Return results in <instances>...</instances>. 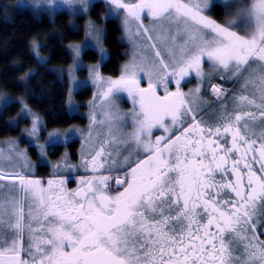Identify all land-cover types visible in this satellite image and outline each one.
<instances>
[{
	"label": "snow or ice",
	"instance_id": "snow-or-ice-1",
	"mask_svg": "<svg viewBox=\"0 0 264 264\" xmlns=\"http://www.w3.org/2000/svg\"><path fill=\"white\" fill-rule=\"evenodd\" d=\"M104 3L105 19L123 14L131 55L119 76L103 75L106 29L91 21L86 43L69 46L72 111L73 91L87 83L72 76L82 50L94 42L101 55L88 69L96 91L86 134L69 127L35 146L44 159L79 132L78 163L64 152L45 180L17 141L0 148V264H264V0ZM29 48L45 67L40 45ZM38 73L19 78L30 94ZM193 74L197 84L184 91ZM124 96L128 112L117 102ZM14 102L5 97L2 107ZM20 103V118L31 116L25 131L39 141L40 117ZM74 172L83 174L70 188Z\"/></svg>",
	"mask_w": 264,
	"mask_h": 264
},
{
	"label": "trees",
	"instance_id": "trees-1",
	"mask_svg": "<svg viewBox=\"0 0 264 264\" xmlns=\"http://www.w3.org/2000/svg\"><path fill=\"white\" fill-rule=\"evenodd\" d=\"M4 9L5 7L0 4V97L4 93L27 95L30 106L44 116L46 126L50 129L67 128L82 121L81 116L69 111L67 104L69 82L58 70L72 63L73 57L68 45L85 38L87 21L90 19L97 24H103L105 3L96 2L88 15L77 16L78 29L71 25V16L66 12H59L51 18L46 14L38 16L24 9L10 17L8 11L5 15ZM55 31L58 33L53 34ZM33 40H45L41 47L42 53L48 55L45 67L38 64L29 48ZM104 43L109 58L102 65V72L118 75L128 50L118 21L107 20ZM84 59L86 62H97L100 55L94 49H87L84 52ZM36 68H39V73L29 81V88L33 94H30L29 90L26 93V88L19 78L30 69ZM77 95L81 104L85 105L93 95L92 88L84 87ZM20 110L17 101L6 108L0 107V138L20 133V127H13L7 123L13 121Z\"/></svg>",
	"mask_w": 264,
	"mask_h": 264
},
{
	"label": "rangeland",
	"instance_id": "rangeland-1",
	"mask_svg": "<svg viewBox=\"0 0 264 264\" xmlns=\"http://www.w3.org/2000/svg\"><path fill=\"white\" fill-rule=\"evenodd\" d=\"M89 2H90L91 5H93L96 2H104V0H89ZM0 4H2L7 9V11L9 12V16L10 17H12L13 14H15V13L21 11V10H24V9L30 10L35 15H38V16L46 14V15H48L51 18H54L55 15L57 13H59V12H66V13H68L71 16V25L74 28H76V29L79 28V24L77 23L76 17L79 16V15H88V13H89V11L85 12L82 8H80L79 5L75 6L77 9H79V11H75L74 12L73 9H71L67 4L64 3V0H56L55 5H53V6H49L46 3V0H43V2L41 3V5L39 7L36 6L35 0H0ZM217 11H220V10L218 9ZM122 15L123 14H121L120 18L109 17V18L105 19L104 18L106 16V12H105L104 15H103V24L102 25L101 24H97V23H95V22H93L92 20L89 19L87 21V24H86V31H87V25H88L89 21H91L93 23V25L96 28H99V29H106V22L109 19H114V20L118 21V23L120 25V28L122 30V38L126 42V44L128 45L127 57H126L125 61L123 62V64H124L129 59V56L131 55L132 48H131V45L128 42V40L125 37L124 32H123L122 23H121ZM145 23L147 24V23H149V21L146 19ZM55 33H58V31L53 32V34H55ZM105 34H106V32L103 34V47L106 49V46H105V43H104ZM35 42L40 45V48H39L40 56L45 57L48 60V55L42 53V51H41V47L45 44V40H35ZM85 43H86V33H85V38L82 41H79V42H76V43H70L68 45V49H69V51L72 54L71 48L69 47L70 45H82L83 46ZM87 49H94V50H96L99 53V50L95 46L94 42H93V47L86 48V49L82 50L81 59H82V63L84 65V67L75 69L72 72V76H74L77 81H86L87 83H86L85 86L80 87L78 90H75L72 93V97H71L72 104H73V106H79V107L76 110H74V111L69 109L70 113H72V114H81L83 116L88 117L87 118L88 119V123L85 126L84 125L70 126V127H75V128H78V129L85 130L84 134H86V130H87L88 125H89V113L91 111V109L89 107V103L93 99V95H92L91 98H89L86 101L85 105H87V107L85 108V107L81 106L82 102H80V100L78 99V95L77 94L84 87H91L92 91H93V94L95 93L96 89L91 84V82L89 80V71H88V69L92 65L99 63L100 59H101V55L99 53L100 59L97 62H86L85 59H84V52ZM72 57H73V54H72ZM71 68H74V57H73L72 63L68 67L61 68L60 70H58L59 74L62 77L66 76V78L68 79L69 88L72 87V83H71V81L69 79V69H71ZM205 70L206 71H210V68H209V66L207 64H205ZM101 72H102V69H101ZM102 74L105 75V76H112V77H117V76L120 75V73L118 75H108V74H105L103 72H102ZM193 77H194V74H193ZM190 78L191 77L187 78L186 81L183 82V83L187 82L188 86H190L189 88H193L197 84V80L194 77L195 80L190 82L189 81ZM214 80H216V83H222L219 79H214ZM224 85H227L230 88L232 87V84H230V83H224ZM171 87L173 89L175 88L174 83L171 85ZM26 93H28V89H26ZM5 97L14 98V100L17 101L20 104V109H21V106H22L20 101L26 102L28 104V106L32 109V111L39 115L40 120H41V129H42V131L40 132L39 141L35 140L34 138L29 137L28 133L25 130L31 128V116H28L27 118L21 119L20 118V113H19L17 115V117L13 121H19L16 126L20 127V129H21L20 133L18 135H13V136L0 138V148H4L5 150L7 149V144L4 143L5 141H8V140L17 141L18 144H19V148L20 149H27L28 150V155L31 158L32 163L34 165H38L35 168L36 174L39 177H42V178H44L46 180L47 178H49V176L53 172L52 165H54L58 161H60L59 158H61V157H58V156H60L62 154V152H65V148H62V149L57 148L56 149V147H55L54 151L53 150H49L48 151V155H47L46 158L41 159L40 154H39V149L35 145H36V143H41V144L46 143L49 132L64 131V130L68 129L69 127L68 128H55V129L48 128L46 126V122H45L44 116L41 113H39L38 111L34 110L30 106V104L28 102V99H27V97H28L27 95H10V94L4 93L0 97V107L1 108H2L3 101H4ZM68 100H69V96L67 98V104H68ZM117 102H118L119 107H120L122 112H128V111H130L132 109V103H131V101L129 99H127L126 96H124L123 98L118 99ZM68 108H69V104H68ZM20 112H21V110H20ZM76 137H79V138L82 139L81 133H79V132L76 133L74 138H76ZM80 148H81V146H80ZM51 151L53 152L52 154H50ZM78 156H79V159H80V150L78 151ZM70 162L73 163V164L78 163V160H75V158L73 157V154L70 155ZM82 174H83L82 172H78V173L74 172L73 173V182L72 183H74L75 178L78 175H82ZM70 186H72V185L69 183L68 187H70ZM262 239H264V237H262Z\"/></svg>",
	"mask_w": 264,
	"mask_h": 264
},
{
	"label": "flooded vegetation",
	"instance_id": "flooded-vegetation-1",
	"mask_svg": "<svg viewBox=\"0 0 264 264\" xmlns=\"http://www.w3.org/2000/svg\"><path fill=\"white\" fill-rule=\"evenodd\" d=\"M108 51V50H107ZM109 58V55L105 58V61L107 60ZM195 79H194V77L192 76L191 78H190V82L191 81H194ZM213 83H216V80H213ZM219 84V83H218ZM224 87H226V88H230L229 86H227V85H223ZM189 87L190 86H188V83L186 82V83H182V88H183V90L184 91H187L188 89H189ZM204 87L207 89V91L206 92H204V98L205 99H207V100H213L214 98L211 96V94H210V92H211V90H210V88H209V86H208V84L206 83L205 85H204ZM81 106H83V107H87V105H81ZM216 105H214V107H215ZM77 115H79V116H81L82 117V121H80V122H77V123H74V124H72V125H70V126H79V125H86L87 123H88V117H86V116H83V115H81V114H77ZM211 116V110H208V112H206L205 113V118H209ZM128 119V121H129V125H128V128H129V130H130V121H131V117H128L127 118ZM69 126V127H70ZM68 128V127H67ZM156 135H160L161 133L160 132H156L155 133ZM81 142H82V139L81 138H79V137H76V138H74L70 143H68V144H60V145H57L56 146V149L57 148H59V149H62V148H65V152H66V150L70 153V155L71 154H73V157L75 158V160H78L79 161V156H78V151L80 150V146H81ZM53 152L51 151L50 152V154H52ZM63 153L64 152H62V154L60 155V156H58V157H62L63 156ZM59 159H61V158H59ZM72 186H70V188H74L76 185H75V182L74 183H70Z\"/></svg>",
	"mask_w": 264,
	"mask_h": 264
}]
</instances>
